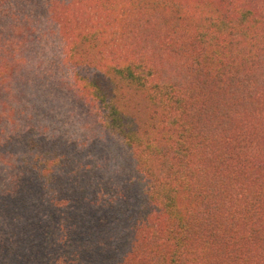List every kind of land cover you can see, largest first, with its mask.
<instances>
[{"label":"trees","instance_id":"1","mask_svg":"<svg viewBox=\"0 0 264 264\" xmlns=\"http://www.w3.org/2000/svg\"><path fill=\"white\" fill-rule=\"evenodd\" d=\"M0 264H264V0H0Z\"/></svg>","mask_w":264,"mask_h":264},{"label":"rangeland","instance_id":"2","mask_svg":"<svg viewBox=\"0 0 264 264\" xmlns=\"http://www.w3.org/2000/svg\"><path fill=\"white\" fill-rule=\"evenodd\" d=\"M54 5H56V7L53 9L52 13L56 17H64V15L67 14V11H63V9L67 8L66 4L56 3ZM39 29V36L43 34V38H39L41 48L37 45V49H39L37 50V53L34 51L37 47L35 44L33 46L31 45L29 48L32 50V61L30 62V65L33 68V77L30 78V94L33 96L39 95L41 99L36 101L27 98L26 102L28 109L31 110L33 103L35 106L45 103L47 108L53 110L52 113L58 115L59 119L65 120L64 122L66 125L64 126V129L70 131V129L74 128L73 126L77 125L79 120L83 117V109L80 106H76L75 97L68 87L64 89L65 94H67V99L64 98L65 100L61 103H56L54 101L59 95L55 89L57 88V82L54 83L55 77L53 78L47 69L51 68L52 62L57 63L60 60L58 51L62 50L66 40L71 37V33L60 32V27L53 23L47 24L43 22ZM61 67L62 65L59 68ZM52 68L57 67L53 66ZM55 71L57 72V70ZM20 75H22V77H20ZM20 75L18 78H20L22 82L25 80V76L29 75L28 69L26 70V74L22 73ZM41 76L46 78H42ZM47 79L49 80L48 82ZM25 107V111H27V106L25 105ZM59 122H62V120ZM98 132L99 130H93L89 136L92 134L100 135Z\"/></svg>","mask_w":264,"mask_h":264}]
</instances>
